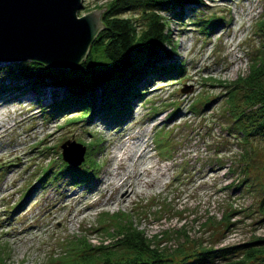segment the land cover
Listing matches in <instances>:
<instances>
[{
    "label": "rangeland",
    "instance_id": "374dc122",
    "mask_svg": "<svg viewBox=\"0 0 264 264\" xmlns=\"http://www.w3.org/2000/svg\"><path fill=\"white\" fill-rule=\"evenodd\" d=\"M108 1L85 0L79 15L101 10ZM203 1L196 13L171 23L185 75L152 84L121 122L88 125L67 116L49 117L46 106L31 97L13 102L0 92V264H61L78 238L97 247L113 245L120 234L102 227L104 212L129 214L148 237L157 235L171 248L186 237L218 248L264 238V218L257 212L264 143L245 146L227 132L231 120L219 86L248 73L261 48L257 26L264 0ZM131 14L140 15L126 13ZM211 16L220 24L203 34L205 24L195 22ZM0 65L2 71L8 64ZM6 78L0 72V88ZM186 87L192 92H181ZM124 134L145 139L153 159L167 171L151 190L121 202L123 191L106 194L99 181L110 180L111 150ZM68 140L86 146V160L94 165L90 186L77 188L64 175L40 181L44 169L57 170L62 163V145ZM82 164L72 167L83 171ZM226 213L233 225L224 230L220 223Z\"/></svg>",
    "mask_w": 264,
    "mask_h": 264
},
{
    "label": "trees",
    "instance_id": "16d2710c",
    "mask_svg": "<svg viewBox=\"0 0 264 264\" xmlns=\"http://www.w3.org/2000/svg\"><path fill=\"white\" fill-rule=\"evenodd\" d=\"M203 4V0H109L99 6L101 10L105 7L103 29L77 67H49L36 61L9 64L0 71L9 78L3 81L0 92L9 95L11 101L31 97L34 102L46 106L43 109L50 113L49 117L67 116L68 120L86 121L88 125L95 120L121 122L131 114L134 101L143 99L151 91L152 84L185 75V64L177 60L178 45L172 36L171 23L183 21L187 13H196ZM195 23L205 24L201 32L209 35V29L219 26L220 20L211 16L199 18ZM257 29L262 37L261 48L252 59L248 73L219 85L224 88L227 116L231 120L230 125H226L227 132L243 141L245 146L253 141L264 143V13ZM75 114L80 117L75 118ZM60 159L62 163L57 170L53 166L44 169L41 182L49 183L64 175L77 188L92 184L94 165L92 160L87 162L88 151L83 171H75L76 168L63 162L61 156ZM261 190L257 212L264 218V187ZM104 215V220H100L102 227L113 230L111 234H120L117 241L97 247L78 238L69 245L70 252L63 255L61 264L264 262V238L261 236L240 246L219 248L204 246L186 237L183 243L171 248L162 245L157 235L148 237L127 213L104 212ZM229 215L226 213L220 223L224 224V230L233 225Z\"/></svg>",
    "mask_w": 264,
    "mask_h": 264
},
{
    "label": "water",
    "instance_id": "95a60500",
    "mask_svg": "<svg viewBox=\"0 0 264 264\" xmlns=\"http://www.w3.org/2000/svg\"><path fill=\"white\" fill-rule=\"evenodd\" d=\"M85 0H0V64L36 61L49 67H77L103 29L104 9L79 15ZM186 87L181 92H192ZM77 140L62 145L63 161L84 162ZM264 264V262L259 263Z\"/></svg>",
    "mask_w": 264,
    "mask_h": 264
},
{
    "label": "bare ground",
    "instance_id": "6f19581e",
    "mask_svg": "<svg viewBox=\"0 0 264 264\" xmlns=\"http://www.w3.org/2000/svg\"><path fill=\"white\" fill-rule=\"evenodd\" d=\"M111 152L113 162L110 180L101 179L99 185L105 186L103 191L106 194L110 189L123 191L121 202L132 199L143 189L151 190L158 184L157 179L166 174L167 169L153 159L147 141L138 135L124 134L120 143L112 147ZM137 163H140V167L135 168ZM90 205L91 203L87 204Z\"/></svg>",
    "mask_w": 264,
    "mask_h": 264
}]
</instances>
